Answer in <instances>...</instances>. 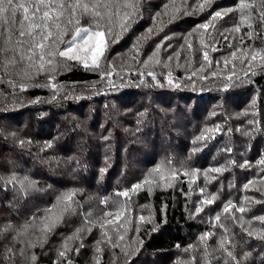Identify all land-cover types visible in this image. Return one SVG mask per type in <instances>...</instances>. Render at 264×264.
I'll list each match as a JSON object with an SVG mask.
<instances>
[{
  "label": "trees",
  "instance_id": "16d2710c",
  "mask_svg": "<svg viewBox=\"0 0 264 264\" xmlns=\"http://www.w3.org/2000/svg\"><path fill=\"white\" fill-rule=\"evenodd\" d=\"M135 2L137 13L126 31L113 16V34L106 36L94 70L61 57L54 68L26 69L15 52L22 10L9 44L0 24V48L6 49L0 52V228L12 226L0 233V264H202L205 248L199 237L204 232L213 233L207 238V264H225L217 244L224 234L221 223L229 230L226 247L240 264H264V223L254 219L264 216V164L258 163L264 160V66L258 61L249 65L250 56L241 52L232 56L238 48H264L260 0H246L253 4L250 10L238 9L240 0H212L204 11L193 9L197 0H188L187 11L182 0ZM173 2L178 12L169 7L166 15H156ZM217 10L228 11L212 17ZM242 12L248 16L244 22ZM89 21L85 15L79 25H69L65 44L76 26ZM204 23L207 28H196ZM157 44L158 56L144 65ZM13 57L16 63L5 72L3 61ZM169 160L177 174L160 181L153 169L168 167ZM193 167L199 170L194 179L184 174ZM212 168L222 171L205 172ZM13 174L28 176L35 186L21 191L9 182ZM146 176L149 182L132 189ZM249 180L253 183L245 189ZM71 190H76L75 212L65 213L46 238L41 241L42 234L29 228L13 241L16 229L31 224L33 216L39 224L44 210ZM124 190L127 196L117 194ZM213 193L214 202L196 213L197 203ZM229 199L246 211L222 212ZM117 211L124 213L119 219ZM217 213L220 221H215ZM139 216L150 220L138 221ZM105 220L115 222L101 229ZM77 227L84 230L68 241L66 256H59ZM189 245L194 247L186 250ZM245 252L249 255L242 259Z\"/></svg>",
  "mask_w": 264,
  "mask_h": 264
},
{
  "label": "snow or ice",
  "instance_id": "6c2138e0",
  "mask_svg": "<svg viewBox=\"0 0 264 264\" xmlns=\"http://www.w3.org/2000/svg\"><path fill=\"white\" fill-rule=\"evenodd\" d=\"M212 0H197V3L192 5L194 10L204 11L206 8L210 7ZM185 11L188 8V0H182L181 5ZM171 7L174 12H178L180 10V6H177L173 3H165L162 5L164 12H157L156 15H166L168 13V9ZM238 9H251L253 4L246 2V0H240V3L236 6ZM258 8L264 9V0H260ZM102 9V10H101ZM123 9V10H122ZM22 10V17L20 20V28L18 34L16 35V47L15 52L20 56L21 61L25 62L26 69L33 68L36 71L43 70L45 68V64L52 66L53 68L59 63L56 60V57L65 58L67 60H76L81 61L86 68H91L94 70L99 67V62L101 57L104 54V50L107 46L106 44V36H111L113 34V16L116 17L115 23L120 27L121 31H126L129 24L135 18L137 13V3L135 0H35V3H25L24 0H0V24L4 25V32L6 33L5 44H9L12 40V26L15 25L17 13ZM115 10V11H113ZM230 10V9H228ZM228 10H217L212 13V17L219 18L222 16L224 11ZM89 16L90 21L88 26H76L74 31L71 32V39L67 41L65 44V32L68 31V26L72 24L79 25V19L83 16ZM251 12L249 11V16ZM260 18L262 23H264V11L260 12ZM155 16L153 17V22L155 23ZM248 20V16H245L242 12L241 21L244 22ZM25 22L27 25L25 27ZM208 23L199 24L196 28H207ZM249 28L251 29V24L249 23ZM106 29V31H105ZM151 32V29L148 30ZM236 31H240V26H236ZM118 36L119 33H116ZM190 35V34H189ZM252 32L249 31L248 36L251 37ZM187 40V37L185 38ZM65 44L64 47L61 48V45ZM27 45L25 49L24 46ZM135 47V45H134ZM161 45L157 44L156 49H154L150 55L143 60V64L147 65L151 60L158 56V49H160ZM189 49H191L192 45L189 43ZM6 49L0 48V52L5 51ZM139 49H137V53ZM241 52L243 57H249L248 64L252 65L254 61H258L262 66H264V48L256 49L245 48V49H237L236 52L232 53V56L235 58L236 53ZM26 53V54H25ZM177 57H179V53H176ZM171 59V57H169ZM203 59L205 61L209 60L208 53L205 51L203 54ZM90 61V63H89ZM228 59H225V64H228ZM15 64V58L5 59L3 61L4 71L7 72V68L9 64ZM203 67V65L201 66ZM235 68V65H233ZM149 75H153V79L155 76L153 73L149 72ZM196 73H193L195 75ZM108 75H111L109 72ZM212 76H216V72L211 73ZM230 76L235 75L234 72L229 73ZM247 76V73H245ZM201 80L207 79L206 76L201 75L199 77ZM168 79V77H166ZM51 80V77H49ZM171 83V81H169ZM15 86V85H13ZM228 85L226 84L225 87ZM25 87V85H21V88ZM51 87L55 88L56 85L52 84ZM215 114V113H213ZM102 139H108V137H102ZM202 139V137L198 138ZM22 143V142H21ZM195 151V149H193ZM227 151L231 152V148L227 149ZM247 163V161H245ZM258 163L264 164V160L259 161ZM243 166V165H242ZM101 173H103L104 169L102 168ZM159 175L160 181H165L167 175L175 176L177 174V169L171 167V161H168V167H163L161 164H157L155 169H153ZM199 170L197 168L185 169L184 174H191L193 179L195 178L196 173ZM212 172H220L222 168H212L205 170ZM207 179V176H206ZM9 182H14L13 186H19L20 190L23 192H27L29 188L35 186V182L32 181L28 176H24L23 178H18L15 174H13ZM149 182L148 177H145V180L142 182H138L132 185V189H137L140 187L142 183ZM155 178L152 179L151 183H155ZM253 183L252 180H249L247 183L243 185L245 189L249 187ZM76 190H71L62 196H58L55 203L49 205L45 210V214L39 217V224H36V217L33 216L30 219L32 223L29 224L25 222L20 226V228L15 230V235L13 236V241H18L21 235H26L29 228H35L42 235L40 236V240L42 241L46 238L48 232H51L56 225L62 221L65 213H74L75 202L72 200V196L75 194ZM201 193L205 192V189H200ZM119 196H127L128 190L120 191L117 193ZM216 199V194H211V198L205 196L204 199L199 201L196 205L195 212L200 213L202 211V205L204 204H212ZM105 203V201H101ZM230 209H234L235 212L244 213L246 208L241 205H236L232 200H228L223 204L221 209L224 213H229ZM83 214V213H82ZM90 215V213H89ZM110 212H105L104 216H110ZM124 213L121 211L116 212V219H119L123 216ZM220 213H217L215 217V221H220ZM243 220V217L240 218ZM254 219L261 221L264 223V216H257ZM138 221L150 220V217L139 216L137 218ZM115 221L105 220L100 224L101 229L104 228L105 224L114 223ZM84 225L89 223L87 216L84 220ZM123 227V225H120ZM215 226V225H214ZM11 224L5 225L3 228H0V233L8 231L11 229ZM220 227L223 229V235L217 241L218 247L222 249L225 253L224 260L225 264H228V260L231 259L234 264H240V261L236 259L235 254L232 250L226 247V241L229 240L227 235L228 228L225 227L222 223ZM84 229L81 227H77L75 232L69 235L65 241L63 242L62 249L59 251V256H66L68 250V241L76 238L77 234L83 231ZM91 231L90 228L87 229ZM155 230V227L152 229ZM139 231V224L137 225V232ZM247 231V229H246ZM260 238L264 239V229H261ZM213 233L204 232L199 237V241L204 245L205 251L202 256V264H207L209 259L207 238ZM251 235L252 233L249 232ZM102 236H107L106 232H102ZM124 236L122 234L117 235V241H122ZM109 244H112V240L109 237ZM23 244V241H20ZM99 243V241L97 242ZM142 244L143 241L141 240ZM34 246L32 241H29V247ZM113 247L118 245L113 244ZM193 245H189L188 249L193 248ZM6 251H12L11 248L6 249ZM21 253H23V247L20 249ZM97 252L100 251L99 247L96 249ZM249 253L245 252L242 259H246ZM32 259L35 260V256L33 254ZM97 264L99 261L97 260Z\"/></svg>",
  "mask_w": 264,
  "mask_h": 264
},
{
  "label": "rangeland",
  "instance_id": "374dc122",
  "mask_svg": "<svg viewBox=\"0 0 264 264\" xmlns=\"http://www.w3.org/2000/svg\"><path fill=\"white\" fill-rule=\"evenodd\" d=\"M81 62V61H80ZM82 63V62H81ZM89 63H90V61H89ZM84 65V64H83Z\"/></svg>",
  "mask_w": 264,
  "mask_h": 264
}]
</instances>
